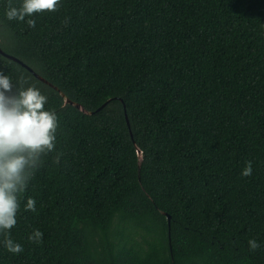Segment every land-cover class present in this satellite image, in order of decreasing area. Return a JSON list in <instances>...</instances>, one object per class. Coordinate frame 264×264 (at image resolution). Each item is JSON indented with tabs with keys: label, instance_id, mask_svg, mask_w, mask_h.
<instances>
[{
	"label": "trees",
	"instance_id": "16d2710c",
	"mask_svg": "<svg viewBox=\"0 0 264 264\" xmlns=\"http://www.w3.org/2000/svg\"><path fill=\"white\" fill-rule=\"evenodd\" d=\"M8 3L0 48L58 91L1 54L0 73L58 128L0 264H264V0H60L25 21Z\"/></svg>",
	"mask_w": 264,
	"mask_h": 264
},
{
	"label": "clouds",
	"instance_id": "9594fccd",
	"mask_svg": "<svg viewBox=\"0 0 264 264\" xmlns=\"http://www.w3.org/2000/svg\"><path fill=\"white\" fill-rule=\"evenodd\" d=\"M59 3L60 0H22L17 7L9 0L6 18L25 21L35 13L55 12ZM26 23L35 27L36 21L29 18ZM46 103L47 97L35 86L17 87L7 75L0 73V234L4 236L3 246L12 254L23 251V246L10 236V230L17 224L19 194L28 188L42 157L55 150L58 117L55 112L45 110ZM58 161L59 156L55 162ZM251 174L249 161L241 176ZM24 207L34 212L36 201L29 198ZM42 237V232L34 230L28 240L41 243ZM248 246L253 252L260 247L255 239L249 240Z\"/></svg>",
	"mask_w": 264,
	"mask_h": 264
},
{
	"label": "water",
	"instance_id": "95a60500",
	"mask_svg": "<svg viewBox=\"0 0 264 264\" xmlns=\"http://www.w3.org/2000/svg\"><path fill=\"white\" fill-rule=\"evenodd\" d=\"M0 54H1L2 56H4V57L8 58V59H11V60H13V61H15V62H17V63H21V64H22V62H20L18 59L14 58V57H12V56H10V55L5 54V53L2 51L1 48H0ZM22 65H23L28 71H30L31 73H33V75H35L36 78H38V79L41 80L42 82H44V83L50 85L51 87H54V86H52L51 84L47 83V82H46L44 79H42L40 76H38V75H37V74H36L31 68H29L28 66H26V65H24V64H22ZM54 88L58 91V89H57L56 87H54ZM59 93H60V95L63 97V99H64V103H65V104L73 105L74 107L78 108L79 110L85 112V111L83 110V108H82L81 105L76 104V103L70 101V100H69V99H68V98H67L62 92L59 91ZM103 107H105V104H104L100 109H102ZM85 113H87V112H85ZM90 114H91V113H90ZM137 154H138V157H139V158H142V153H141V151H140L139 149H137Z\"/></svg>",
	"mask_w": 264,
	"mask_h": 264
}]
</instances>
